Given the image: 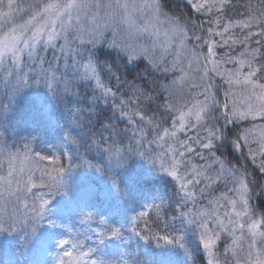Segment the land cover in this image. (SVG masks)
I'll return each mask as SVG.
<instances>
[{"label":"snow or ice","instance_id":"snow-or-ice-1","mask_svg":"<svg viewBox=\"0 0 264 264\" xmlns=\"http://www.w3.org/2000/svg\"><path fill=\"white\" fill-rule=\"evenodd\" d=\"M188 3L191 11L185 13L166 7L167 0H106L104 3L0 0V71L6 77L7 88L2 115L4 121L11 119L17 98L25 90L36 86L47 88L56 105L68 113L71 125L78 130L75 135L65 130L68 141L77 148L96 145L97 152L104 157V165L97 168L87 164V167L105 174L111 172L112 186L124 201L130 197L120 186L116 170L126 169L134 157L148 160L157 171L174 178L178 196H182L171 205L166 198H160L159 204L153 202L151 207L157 209L151 218L155 227L160 228L162 224L167 230L177 219L191 226L198 232L200 244L209 257L208 264H222L221 257L223 264L230 261L231 264H264V203L257 206L258 200L264 202V177L249 171L238 160L233 164L217 156L218 148L230 141L242 155V150L247 149L245 160L251 157L259 173H264V124L259 125L261 147L253 150V131L257 125L248 127L243 123L249 118L252 122L264 121V7L249 5L243 19H226L230 0H188ZM194 13L212 17L209 26L200 23L199 15ZM146 16L157 21L165 17L166 47H171L174 39L179 49L171 68L155 55V45L141 44L137 39L148 28H140L136 21ZM234 29H240L242 34L235 36ZM214 36L221 38L222 45L229 48L241 45L242 50L238 55L226 53L223 60H218L215 51L218 42L212 39ZM205 45L206 52L201 50ZM101 49H111L115 55L105 52L101 58ZM181 53L190 57L189 69L193 64L200 69L211 63V71L222 76L227 85L242 86L244 91L239 94L242 104H230L231 87L224 92L222 101L217 99L219 90L216 93L211 90L209 69L203 67L204 75L199 82L192 80L190 84L191 88L203 90L193 95L195 102L189 107L190 102L176 89L177 81L166 83L168 77L160 74L184 72L180 66ZM138 61L147 63L137 70ZM222 64H238V67L222 70ZM188 75L184 72L180 81ZM173 113L178 114L177 119H172ZM169 123L170 128L164 126ZM232 125H238L235 135H230ZM146 129L155 132L153 139L148 138L150 132ZM186 130H194L195 134L180 139L178 133ZM23 147V153H6L0 147V165L5 158L8 164L7 174L0 175V198L5 194L14 197L13 208L22 204L26 210L23 226L13 219L15 212L0 219V234L23 232L31 245L43 224L54 223L48 218L49 205L67 187L65 177L80 165L69 157L66 168L55 157L33 151L29 144ZM193 155L206 162L203 168L192 163ZM45 161L48 163L44 164ZM209 171L213 174L208 175ZM202 179L209 183L197 189ZM219 181L229 186L231 195L222 193L220 198L209 200V204L219 205L223 200L230 206L231 211L224 213L227 223L215 210L193 211L206 189ZM42 188L49 190L39 195L33 192ZM165 204L161 217L159 209ZM150 210L145 206V210L130 218L131 235L145 243L154 240L157 247L163 240L183 249L190 257L181 231L172 230L181 233L179 236H158L152 232V224L147 219L140 227L139 219L149 217ZM257 212L261 214L259 218ZM92 219L93 213H85L82 222ZM98 223L107 225L103 218ZM222 233L226 235L221 251L217 245ZM94 234L98 245L126 239L123 228L110 225ZM55 249V264H118L102 257L86 259L98 248L83 251L79 240L61 238L55 242ZM25 251L20 248L19 257H24ZM8 264H29V261L26 257L17 258Z\"/></svg>","mask_w":264,"mask_h":264},{"label":"trees","instance_id":"trees-1","mask_svg":"<svg viewBox=\"0 0 264 264\" xmlns=\"http://www.w3.org/2000/svg\"><path fill=\"white\" fill-rule=\"evenodd\" d=\"M90 2L104 3L106 0H90ZM259 6L264 7L261 4V0H230L229 9L226 10V19H243L247 6ZM166 7L173 11H183L188 13L191 11V6L185 2V0H167ZM168 12V9H165ZM172 13L169 12V15ZM194 15H196L194 13ZM215 15V14H214ZM26 18V17H25ZM212 17H208L210 20ZM139 20V19H138ZM138 20L137 25L140 27ZM206 20V16L204 17ZM160 24L168 27L165 22V17L159 18ZM202 23L201 21H199ZM224 21H222L223 26ZM205 27H208L207 22L202 23ZM215 29V25H212ZM141 28V27H140ZM144 28V26H142ZM235 36L242 34L240 29H234ZM146 32H140L137 36L139 43L152 46L150 38L144 36ZM231 34V33H230ZM205 38L207 34L203 33ZM219 40L218 36H214ZM215 40V39H214ZM221 41V40H220ZM147 43V44H146ZM155 55L164 61L165 66L171 68L177 53L175 51L164 50L158 47L154 41ZM222 45V42H221ZM188 47H192V42H188ZM216 50L218 60H223L226 53L238 55V52L242 50L241 45H234L229 48L227 45H222ZM207 45L204 46L202 51L206 52ZM105 52L111 53V49H101L100 56L103 58ZM187 54V53H186ZM51 58V53H49ZM182 58V56H181ZM147 61L137 62L136 69L143 68ZM210 64V63H209ZM181 67L185 66L180 64ZM129 67H132L131 65ZM238 67L233 64H222L221 69H233ZM184 68V72L186 68ZM210 71L208 72L209 83L213 85L211 89L214 93L219 90L217 99L223 100L224 92L229 89V85L224 82L222 76L216 75L211 71V64L209 65ZM193 70L192 79H185L180 81V77L184 76V72L179 70L175 72L160 73L166 75L168 79L166 83L176 80V89L178 93L186 98V101L194 103L193 95L203 89L191 88L190 84L192 80L199 82V78L204 75L203 66L198 69L195 64L192 65ZM246 71V69L244 70ZM5 75L0 71V147L5 149V152H21L25 151L24 144H29L33 151H38L42 155L55 157L64 167L68 166V158L72 157L76 164L80 165L79 168H73V172L65 177L66 188L61 189L57 193L55 199L49 205L48 218L51 219L53 224H43L37 232L31 245L26 242L23 232L18 233H2L0 234V264L3 261H16L17 258H27L29 264H55L56 256L55 242L61 238H69L72 240H79L83 243V251H87L89 247H97L98 251L91 257L86 259H96L102 257L105 261L118 262V264H208L209 257L203 249L198 239V232L194 231L191 226L181 224L180 221L174 220L169 224V229L164 230L161 224L160 228L155 227L152 222V217L157 214V210L154 213H150L147 218H140L139 225L142 228L144 226L145 219L149 220L152 224V232L158 236L163 235H176L181 233H173L172 230H179L185 236L186 246L188 247L191 256H186L183 249L177 248L175 245H168L165 241H159V247L156 246V241L151 243H145L143 240L131 235L130 232V216L137 215L142 210L145 196L138 197L140 190L143 188H150L153 191L159 189L160 191H166L167 195L172 191L174 193V199H178L179 189L176 181L166 173L157 171L148 160L143 158H132L126 169H117L116 174L118 176L120 186L126 190L130 199L123 200L120 193H117L111 183V175L96 171L95 168L87 167V164L95 165L97 168L103 167L104 157L100 155L96 150V145L93 144L90 148L79 147L71 144L65 136V130L71 131L73 135L78 131L73 125H71V117L64 111L62 107H58L49 92V90L43 86H36L25 90L16 101L14 105V112L11 119L4 121L3 118V104L7 103V88L5 85ZM237 93L240 94L244 91L242 86H235ZM232 91V89H231ZM197 99H203V96H197ZM233 98V100H236ZM230 100V99H229ZM186 110V109H185ZM178 114L173 113L172 119H177ZM138 121V118H137ZM178 121V120H177ZM139 123V121H138ZM240 123V122H238ZM245 126L252 127L253 124L257 125L256 135L259 134V125L264 124V121L243 122ZM165 127H171V124L164 125ZM123 127V125H122ZM135 127V126H132ZM231 128L230 135H235L238 125L229 126ZM150 132L149 139L155 137V132L151 129H146ZM194 130H186V134L178 133L180 139H186L187 136L194 135ZM139 136V133H137ZM33 138H35L33 140ZM257 139V137H255ZM98 141V137L94 138ZM258 143L254 139L251 147L253 150H257L261 147L259 139ZM127 143V141H125ZM237 151L231 146L230 141L222 144L218 148V158L232 161L235 164L236 160L241 165L248 168L249 171H253L254 174L264 177V173H259L256 169V165L251 162V157L245 160L247 149ZM201 160L199 157L193 155L192 163L199 164ZM47 164L48 162H43ZM7 159L5 158L2 165H0V175L7 174ZM50 170V169H49ZM39 175V173H37ZM208 181H201L198 188H203ZM228 187L219 181L216 184L206 189L204 197L199 200L196 208L193 211L204 208L207 211H216L215 204H209V200L217 199L222 193L228 192ZM49 189H33V192L39 195L41 192H47ZM195 190V189H194ZM197 191V196L199 197ZM14 197L4 195L0 198V219H3L6 215H10L15 212L13 219L17 223L23 226V220L25 219L26 210L23 205H18L13 208L12 201ZM31 199V197H29ZM5 201H8L6 204ZM261 201H257V206L262 205ZM172 204V203H171ZM170 204V205H171ZM167 207V206H166ZM164 207V208H166ZM191 207V205L189 206ZM164 208L159 209L161 217H163ZM93 213V219L91 221L82 222L85 213ZM260 213L257 212V218L260 217ZM103 218L107 225L114 227H121L125 230L126 239L121 240H109L103 245H98L97 237L94 233L101 230H106L107 225L98 223L99 219ZM171 220V217H169ZM222 240L218 243L217 247L222 251L223 237L226 233H222ZM91 237V239H88ZM227 243L231 244V237L228 238ZM24 252V257H19V250ZM219 254V253H218ZM222 264L223 258L221 257ZM231 264V261H230Z\"/></svg>","mask_w":264,"mask_h":264},{"label":"rangeland","instance_id":"rangeland-1","mask_svg":"<svg viewBox=\"0 0 264 264\" xmlns=\"http://www.w3.org/2000/svg\"><path fill=\"white\" fill-rule=\"evenodd\" d=\"M185 2L187 3V4H189L188 3V0H185ZM190 5V4H189ZM215 13H213V15H214ZM196 15H199V17H200V21L203 23V22H207L208 23V17H210L208 14H203V13H201V14H196ZM206 16V20H204V17ZM139 19V20H138ZM137 20H138V23H139V25H140V27L142 28V26H144V27H147L148 28V31L146 32V34H144V36L148 39V38H150L152 41H150V43L153 45V41H154V43L158 46V47H161V48H163L164 50H170V51H175L176 53L178 52V45H177V43L174 41V39H173V41H172V43H171V47H166V45H167V43H168V41H167V39H166V37H165V32L168 30V27H165V26H163L162 24H160V22H159V20L157 21L156 19H154V18H151L150 16H146V17H143V18H138ZM157 33H159V35H157ZM169 36H170V33H169ZM212 39H215L216 40V38H212ZM221 40V38L219 37V40H216L218 43H217V47H216V49H215V51L217 50V49H219L218 47H221L222 45H221V42L222 41H220ZM147 44V43H146ZM181 56H182V58H181V61H182V64H184L185 66H183V67H185L186 68V71L185 72H187V73H189V75L186 77V79H188V80H191L192 79V75H193V70L190 68L189 69V67H188V64L190 63V57H188L187 56V54L186 53H181ZM216 59H218L217 58V56H216ZM211 64V63H210ZM209 64V65H210ZM231 87V89H232V93H233V96H231L229 99V102H230V104L232 103V102H235V103H237L238 105H241L242 104V101L240 100V98H239V94L237 93V90H236V87L235 86H229V88ZM235 96H236V100H233V98H235ZM251 120V118H249V121ZM177 123H178V121H177ZM183 135H185L186 134V132L185 133H182ZM253 136L254 137H257V139H258V137H259V134L258 135H256V131L255 132H253ZM257 139L255 138V140H256V142L258 143V141H257ZM205 161H200L199 162V164H196L198 167H201V168H203L204 166H205ZM208 175H212L213 173H211V171H209L208 173H207ZM201 181H205V180H201ZM160 198H166L167 199V202H169L170 200H169V198H167V197H165V195H163L162 193H158V195H157V199L159 200ZM218 198H220V197H218ZM217 198V199H218ZM153 202L155 201V199H153L152 200ZM149 202L150 204L148 205V207H150V208H153V207H151L152 206V204H153V202ZM160 202V201H159ZM215 209L217 210V214L219 215V217L221 218V219H224L225 220V223H227V218L224 216V213L226 212V211H228V212H230L231 211V208H230V206L229 205H226L225 204V202L223 201V200H220V202H219V205H216L215 204ZM237 235H239V233H237Z\"/></svg>","mask_w":264,"mask_h":264}]
</instances>
